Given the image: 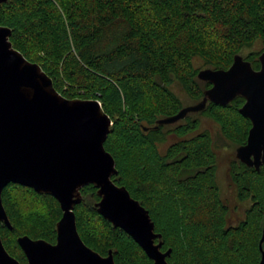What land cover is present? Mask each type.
Returning a JSON list of instances; mask_svg holds the SVG:
<instances>
[{
  "label": "trees",
  "instance_id": "1",
  "mask_svg": "<svg viewBox=\"0 0 264 264\" xmlns=\"http://www.w3.org/2000/svg\"><path fill=\"white\" fill-rule=\"evenodd\" d=\"M0 26L11 30L12 47L29 62L34 63L30 57L33 49L43 53L48 65L40 67L61 96L75 100L84 94L100 102L113 123L104 143L117 170L111 180L125 187L148 211L154 232L161 235L162 249H171L168 264H259L264 166L257 172L237 160L232 163L230 178L238 199H249L252 205L241 222L227 227L228 208L221 202L215 181L211 139L206 131H200L197 118L209 117L225 137L241 146L251 126L238 113L244 99L236 97L224 107L208 102L203 111L189 113L174 124L159 126L157 121L183 108L169 90L174 81L195 103L210 88L209 83L197 79L194 58L226 70L242 48L251 47L257 40L264 44V0H7L0 4ZM263 51L243 59L258 70ZM64 85L66 89H62ZM148 93L158 100L157 107L131 123L121 118L118 126V119L106 105L122 109L123 104L135 105ZM229 110L237 114L242 126L234 121L226 123L220 116L221 111ZM115 133L119 139L114 143L111 138ZM170 136L175 140L160 154L158 144ZM13 189L55 203L51 237L17 232V211L10 193ZM80 192L82 202L74 213L85 245L101 256L111 251L115 264H152L128 235L96 212V189L88 185ZM1 200L12 227L10 231L0 223V237L9 254L14 256L5 234L17 233L16 239L26 235L55 241L62 213L52 196L9 184L2 190ZM174 204L180 205L173 207L179 210L176 235L171 232L176 222ZM167 209H172L169 219L160 220V213ZM92 219L100 224L101 231L95 230ZM16 239L14 244L19 249Z\"/></svg>",
  "mask_w": 264,
  "mask_h": 264
},
{
  "label": "water",
  "instance_id": "2",
  "mask_svg": "<svg viewBox=\"0 0 264 264\" xmlns=\"http://www.w3.org/2000/svg\"><path fill=\"white\" fill-rule=\"evenodd\" d=\"M10 35L9 28L0 26V223L12 230L1 200L9 184L52 196L62 213L54 244L26 235L17 238L28 264H115L111 251L101 256L77 232L74 208L82 202L81 189L88 185L96 189L99 201L94 206L104 220L128 235L152 264H168L171 249L161 252L162 242L154 244L161 235L154 232L148 211L111 180L117 170L104 143L113 123L100 102L61 96L41 67L12 47ZM258 60V70L235 55L226 70L198 71L197 79L210 84L202 100L158 120L157 125L201 112L208 102L224 107L242 97L238 113L251 126L235 158L258 172L264 166V51ZM263 243L264 228L258 243L259 264H264ZM0 264H20L6 251L1 237Z\"/></svg>",
  "mask_w": 264,
  "mask_h": 264
},
{
  "label": "rangeland",
  "instance_id": "3",
  "mask_svg": "<svg viewBox=\"0 0 264 264\" xmlns=\"http://www.w3.org/2000/svg\"><path fill=\"white\" fill-rule=\"evenodd\" d=\"M5 14H7L5 12ZM264 48V44L261 40L255 41V43L251 47H245L240 50L238 53L242 58L247 57L252 53H259ZM31 59L34 63L41 66L43 63L48 65L46 57L43 55L41 51L38 49H33L31 52ZM193 68L201 71L205 69L215 70L213 67L207 66L204 62L199 58L193 59ZM67 87L64 85L62 89H66ZM169 90L176 96V98L180 101L183 108L195 105L196 103L191 101L186 93L183 91L182 87L177 83L173 82V84L169 87ZM93 96H82L79 95L78 98L86 99V100H95L92 98ZM158 100L155 97H152L150 93H148L144 98L140 99L135 105L132 104H123L121 107H110L108 104L106 107L114 113L113 115L118 119V126L122 123H131L141 114L147 113L151 111L153 108L157 107ZM137 107V109L135 108ZM220 116L228 123V121H234L239 123L242 126V122L240 121L237 114L232 111H221ZM124 121L121 122L122 119ZM197 118L200 121V131H206L211 139V148L216 158V172H215V181L218 188L219 195L221 197V202L224 206L228 208V213L226 215V226L227 227H235L244 217L245 212L252 205L251 200L241 201L238 199L236 191L231 184V178L229 177V162L235 159V151L237 145L229 140L221 131V128L218 124H216L212 119L205 115H197ZM122 127V126H121ZM119 134L115 133V135L111 138L112 142H118ZM174 137H166V140L163 143L158 144V150L160 154H163L167 146L173 142ZM119 144L116 143L115 147ZM126 157L125 159H128ZM126 180L129 181V176L126 173ZM12 201L11 203L15 207L17 211V219L15 223L17 224V232L18 233H28L33 236H37L42 234H47L51 237V228L53 226L55 217H56V205L53 201L44 198V197H34L31 193H28L25 190L21 189H13L10 191ZM168 203V202H167ZM169 204V203H168ZM170 205V204H169ZM173 207H180L179 204H174ZM172 209H167L165 213H160L159 218L169 219V214ZM175 208H173V215L176 219L175 226L172 229V235L179 234V225H178V216ZM174 216V217H173ZM92 223L95 226L96 231H101V226L94 219H92ZM264 223L260 225L262 227ZM16 235H18L16 233ZM16 235L13 234H5L6 241L8 242V246L10 247V251L12 254L17 257L21 256V252L15 246L14 242L16 239ZM139 262V258L137 259Z\"/></svg>",
  "mask_w": 264,
  "mask_h": 264
},
{
  "label": "flooded vegetation",
  "instance_id": "4",
  "mask_svg": "<svg viewBox=\"0 0 264 264\" xmlns=\"http://www.w3.org/2000/svg\"><path fill=\"white\" fill-rule=\"evenodd\" d=\"M246 144V140H245V142L242 144V145H245ZM241 145V146H242ZM238 147H240V145L239 146H237V148ZM236 148V149H237ZM235 160H237L236 158L234 159V160H232L231 162H229V172H228V174H229V177H230V168H231V165H232V163L233 162H235ZM237 161H239V160H237ZM240 162V161H239ZM241 163V162H240ZM241 164H243V163H241ZM244 165V164H243ZM247 167V166H246ZM249 168V167H248ZM231 181V184H232V186H233V188H234V191H236V189H235V187H234V184H233V182H232V180H230ZM236 194H237V192H236ZM18 238V237H17ZM56 238V237H55ZM35 240V239H34ZM16 242H17V239H16ZM83 242V241H82ZM159 242V240L158 239H156V240H154V244H157ZM55 243V241L53 242V243H51V244H54ZM84 243V242H83ZM85 244V243H84ZM19 247V246H18ZM20 249V248H19ZM20 251H21V253H22V257H21V259L20 260H17V258L16 257H14V256H12L11 254V256L13 257V258H15L20 264H28V262H27V259H26V257H25V255H24V253H23V251L20 249ZM160 251L161 252H165L164 251V249H162V246H161V248H160ZM107 256V255H106ZM103 257H105V256H103Z\"/></svg>",
  "mask_w": 264,
  "mask_h": 264
}]
</instances>
